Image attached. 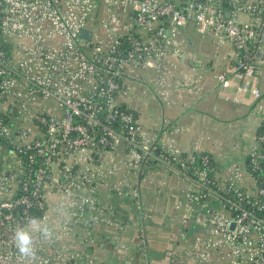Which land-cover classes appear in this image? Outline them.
Instances as JSON below:
<instances>
[{
  "label": "built area",
  "instance_id": "built-area-1",
  "mask_svg": "<svg viewBox=\"0 0 264 264\" xmlns=\"http://www.w3.org/2000/svg\"><path fill=\"white\" fill-rule=\"evenodd\" d=\"M188 22L234 48L217 82L238 77L261 113L244 163L222 177L208 154L162 141V124L146 127L123 100L144 82L167 105L194 83L173 86L170 73ZM263 61L264 0H0V264H91L95 231L117 225L99 192L141 209L140 181L154 172L176 178L194 213L188 260L264 264V105L248 82ZM21 229L33 256L16 246Z\"/></svg>",
  "mask_w": 264,
  "mask_h": 264
},
{
  "label": "crops",
  "instance_id": "crops-1",
  "mask_svg": "<svg viewBox=\"0 0 264 264\" xmlns=\"http://www.w3.org/2000/svg\"><path fill=\"white\" fill-rule=\"evenodd\" d=\"M239 18L244 22L248 16L242 13ZM179 39L183 52L170 65L172 85L185 79L194 83L173 91L167 105H161L144 82L136 84L123 100L138 110L146 127L157 130L162 124V141L180 151L208 154L222 177L247 158L260 122L257 100L250 91L239 89L240 79L234 75L229 76L227 87L217 82V74L229 72L234 63L231 45L219 47L216 39L199 32L194 22L183 26ZM257 69L248 82L261 91L264 105V61ZM143 77L150 82L151 74ZM175 181L172 174L158 172L141 180V209L133 199L118 198L102 189L99 199L114 210L117 225H101L95 231V242L87 250L91 264H197L185 257L184 250L197 234L198 224ZM141 229L144 243L140 241Z\"/></svg>",
  "mask_w": 264,
  "mask_h": 264
},
{
  "label": "clouds",
  "instance_id": "clouds-1",
  "mask_svg": "<svg viewBox=\"0 0 264 264\" xmlns=\"http://www.w3.org/2000/svg\"><path fill=\"white\" fill-rule=\"evenodd\" d=\"M31 223L36 224V221L33 220L31 221ZM37 228L39 230V226H37ZM43 236L46 239L51 237V231L47 227L43 229ZM15 239H16V246L22 255L33 256L35 254L33 248L34 238L29 231L24 229L18 230L15 233Z\"/></svg>",
  "mask_w": 264,
  "mask_h": 264
},
{
  "label": "water",
  "instance_id": "water-1",
  "mask_svg": "<svg viewBox=\"0 0 264 264\" xmlns=\"http://www.w3.org/2000/svg\"><path fill=\"white\" fill-rule=\"evenodd\" d=\"M197 2H202V0H197ZM89 36H90V32H89V31H87V30H83V31L81 32V37L89 38ZM202 219H203V215H202V214H199V215H198V218H197V221L201 222Z\"/></svg>",
  "mask_w": 264,
  "mask_h": 264
},
{
  "label": "rangeland",
  "instance_id": "rangeland-1",
  "mask_svg": "<svg viewBox=\"0 0 264 264\" xmlns=\"http://www.w3.org/2000/svg\"><path fill=\"white\" fill-rule=\"evenodd\" d=\"M152 107H153V105H152Z\"/></svg>",
  "mask_w": 264,
  "mask_h": 264
}]
</instances>
